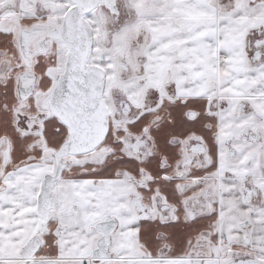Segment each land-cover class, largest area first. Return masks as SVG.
<instances>
[{"label":"snow or ice","instance_id":"snow-or-ice-1","mask_svg":"<svg viewBox=\"0 0 264 264\" xmlns=\"http://www.w3.org/2000/svg\"><path fill=\"white\" fill-rule=\"evenodd\" d=\"M0 264H264V0H0Z\"/></svg>","mask_w":264,"mask_h":264}]
</instances>
